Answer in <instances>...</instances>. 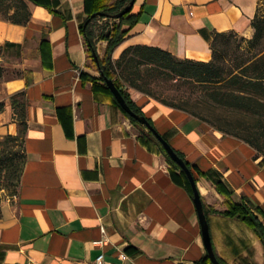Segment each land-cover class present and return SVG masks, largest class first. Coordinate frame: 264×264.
I'll list each match as a JSON object with an SVG mask.
<instances>
[{
	"label": "crops",
	"instance_id": "0c3cea01",
	"mask_svg": "<svg viewBox=\"0 0 264 264\" xmlns=\"http://www.w3.org/2000/svg\"><path fill=\"white\" fill-rule=\"evenodd\" d=\"M24 1L28 23L0 17V135L19 133L13 97L20 93L27 123L18 194L0 208V264H97L101 254L105 264H210L185 178L100 80L81 29L88 16L76 10L85 0ZM261 4L135 0L139 21L112 58L146 46L210 62L216 35H251ZM107 46L97 43L101 59ZM123 89L193 167L216 254L227 264H264L253 229L211 212L246 203L264 224V157L186 111Z\"/></svg>",
	"mask_w": 264,
	"mask_h": 264
},
{
	"label": "trees",
	"instance_id": "16d2710c",
	"mask_svg": "<svg viewBox=\"0 0 264 264\" xmlns=\"http://www.w3.org/2000/svg\"><path fill=\"white\" fill-rule=\"evenodd\" d=\"M32 1L36 3L38 2V0ZM131 1L132 0H116L114 3H111V0H85L84 4L77 7L76 10L88 16L87 22L81 26V29L90 56L102 71L100 80L107 86L105 79H113L123 94L126 102L136 114L145 116L141 106L133 100L131 94L127 90L123 89V85L126 83L138 91L151 95L149 92L143 90L138 84V80L142 77L141 72H143L141 68L147 67V70L144 72L157 71L161 74H167L172 78L179 77L202 86V88L205 89L204 92H225V94H222L221 98H216V100L225 102L234 108L243 109L259 119L264 120V17L260 16V9L252 21L254 36L248 41V43L253 48L261 47V50L252 58L245 60L230 70H226L225 66L222 65V58L218 54L215 44L220 38L235 35L234 33L216 35L212 44L213 59L210 62H200L189 59L182 60L174 57L169 52L146 46L129 48L123 53L120 60L114 62L112 56L115 49L124 42L130 29H132L139 21L138 15L133 14L132 9L126 12V8ZM13 5H16L18 10L13 15H10V9ZM120 14H122V16L117 18ZM0 17H4L17 24H26L29 22L30 13L24 0H0ZM102 19L115 21L112 22V24L111 22H108L107 24H99V20ZM102 40L108 42L107 52L104 59H101L97 53V43ZM2 71V68H0V73H2ZM108 92L114 96L109 88ZM115 101L131 122L142 129V136L153 139V141L159 146L173 168L179 171L185 178L188 190L193 196V190L185 172L168 157L164 148L154 137L153 133L149 130L146 131L147 128L145 126L127 114L117 100ZM13 106L15 114L18 117L17 122L19 124V133L18 135H0V172L6 171V178L15 183L19 182L20 187L26 160L22 165L19 163L17 154H14L11 158L5 156V148L9 146L10 142H17L19 139H24L25 141L27 123L26 100L24 93L17 94L13 97ZM4 108L5 104L0 103V113L4 111ZM177 109L186 111L182 108ZM189 114L206 122L199 116L192 113ZM148 120L154 126L152 120L150 118H148ZM219 131L225 133L224 130L219 129ZM235 137L240 138L238 136ZM242 140L254 147L259 156L264 157V150L258 142L253 139ZM177 153L185 159L181 153ZM187 164L193 172V167L189 162H187ZM218 189L221 191L220 185H218ZM205 210L206 213L209 212V209L206 206ZM211 212L225 217L242 220L256 232L264 245V224L248 204L230 203L228 209L225 211L220 212L211 210ZM216 256L221 264H227L217 254ZM205 261L213 264L209 256Z\"/></svg>",
	"mask_w": 264,
	"mask_h": 264
},
{
	"label": "rangeland",
	"instance_id": "374dc122",
	"mask_svg": "<svg viewBox=\"0 0 264 264\" xmlns=\"http://www.w3.org/2000/svg\"><path fill=\"white\" fill-rule=\"evenodd\" d=\"M115 1L111 0V3ZM259 13L261 17H264V0H262ZM100 21L102 23L99 24L108 22L112 24L115 20L102 19ZM253 36L254 31L251 35H229L216 42L217 52L221 56L222 65L226 70L234 68L260 52L261 47L253 48L248 43ZM141 70H143L142 77L138 80V84L158 101L199 116L213 128L224 130L225 134L238 136L242 139H253L264 150V120L243 109L234 108L225 102L216 100V98H221L225 92H204L205 89L194 82L179 77L172 78L157 71L144 72L147 67H142ZM3 97V93L0 92V103H4ZM5 111L6 106L0 116L4 115ZM14 119L17 121L18 117L14 116ZM135 127L141 133L142 129L138 126ZM146 131L148 130L146 129ZM5 152V156L10 158L17 154L19 163L23 165L26 160L24 139L10 142L9 146L5 148ZM6 177V171L0 172V208L7 201L13 200L19 190V182H12Z\"/></svg>",
	"mask_w": 264,
	"mask_h": 264
},
{
	"label": "water",
	"instance_id": "95a60500",
	"mask_svg": "<svg viewBox=\"0 0 264 264\" xmlns=\"http://www.w3.org/2000/svg\"><path fill=\"white\" fill-rule=\"evenodd\" d=\"M134 3L135 0H132L129 6L126 8V12L130 11L133 8ZM120 16H122V14L118 15L117 18H119ZM105 82L108 88L112 91L117 102L123 108V110L127 114H129L132 118L136 119L140 124L145 126L147 130L151 131L154 137L164 148L168 157L185 172L193 190V201L196 206V210L201 222L204 243L208 251L209 258L211 259L213 264H221L216 256V252L213 247L211 233H210V225L206 214L205 205L202 200L200 191L198 189L196 178L194 177V174L192 170L189 168L187 162L177 153V151L170 145V143L157 131V129L149 122L146 116L138 115L130 108L123 94L121 93L120 89L118 88V86L116 85L113 79L106 78Z\"/></svg>",
	"mask_w": 264,
	"mask_h": 264
},
{
	"label": "built area",
	"instance_id": "2783aa9c",
	"mask_svg": "<svg viewBox=\"0 0 264 264\" xmlns=\"http://www.w3.org/2000/svg\"><path fill=\"white\" fill-rule=\"evenodd\" d=\"M103 231H104V230H103ZM104 233H105V231H104ZM104 243H105V240H102V241L99 242V244H104ZM122 258H123V259H126L127 257H126L125 255H122ZM96 263H97V264H105V256H104V254H101V255L97 258Z\"/></svg>",
	"mask_w": 264,
	"mask_h": 264
}]
</instances>
